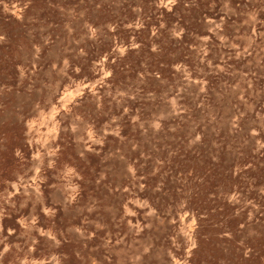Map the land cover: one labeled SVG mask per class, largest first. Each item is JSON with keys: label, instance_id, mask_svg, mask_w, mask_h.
Returning a JSON list of instances; mask_svg holds the SVG:
<instances>
[{"label": "rangeland", "instance_id": "obj_1", "mask_svg": "<svg viewBox=\"0 0 264 264\" xmlns=\"http://www.w3.org/2000/svg\"><path fill=\"white\" fill-rule=\"evenodd\" d=\"M0 264H264V0H0Z\"/></svg>", "mask_w": 264, "mask_h": 264}, {"label": "water", "instance_id": "obj_2", "mask_svg": "<svg viewBox=\"0 0 264 264\" xmlns=\"http://www.w3.org/2000/svg\"><path fill=\"white\" fill-rule=\"evenodd\" d=\"M101 62H102V61H101ZM94 67H95L96 70H99V71L101 70V65H97V64H96V65H94ZM88 89H89V88H87V89H85V90L87 91ZM33 137H34V136H33ZM42 156H43V154H42ZM39 161H40V162H42V161L44 162V159L34 160V163L37 164V162H39ZM31 181H32L31 179H28V180H26L25 182H27V183L29 182V183H30Z\"/></svg>", "mask_w": 264, "mask_h": 264}, {"label": "snow or ice", "instance_id": "obj_3", "mask_svg": "<svg viewBox=\"0 0 264 264\" xmlns=\"http://www.w3.org/2000/svg\"><path fill=\"white\" fill-rule=\"evenodd\" d=\"M170 2H171V0H170Z\"/></svg>", "mask_w": 264, "mask_h": 264}]
</instances>
